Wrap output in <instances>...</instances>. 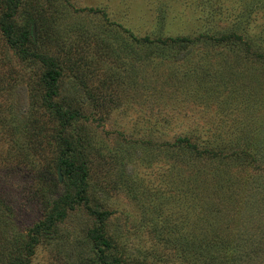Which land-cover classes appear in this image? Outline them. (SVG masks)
Instances as JSON below:
<instances>
[{"label":"rangeland","instance_id":"374dc122","mask_svg":"<svg viewBox=\"0 0 264 264\" xmlns=\"http://www.w3.org/2000/svg\"><path fill=\"white\" fill-rule=\"evenodd\" d=\"M27 3V10L34 16L48 19L47 35L43 36L34 26L33 50L58 60L62 70L59 99L80 109L83 115L76 127L90 144L85 150L90 204L110 212L107 230L117 236L126 256L144 264H203L202 260L184 257L176 240L182 237L178 235L200 234L216 223L228 232L227 245L218 246L216 255L227 249L234 258L230 264H264V208L256 216L253 211L241 210V204L254 210L248 186L231 196L224 195L228 188L222 189L223 194L203 190L202 186L192 187L191 173L184 169H191V162L195 161L191 154L175 157L179 148L174 145L178 137L189 135L203 148H221L225 163L222 168L239 172L238 176L243 172L244 178L246 173L250 176L249 185L256 187L257 183L264 190V170L242 155L235 157L230 147V142L240 141L239 138H264V92L256 89L264 91V78L261 87L256 76L264 72V67L229 54V67L235 68L239 82L242 80L246 86L239 84L240 90L236 85L231 90L217 86L219 98L210 101L212 93L206 88L212 81L204 83L203 75L206 71L208 78L219 79L231 72L223 65L229 48L197 37L207 27L197 18L198 12L182 0ZM163 12L165 27L160 19ZM20 16L16 21L22 25L25 19ZM228 22L219 17L209 24L215 27L209 31L223 30ZM262 22L264 15L257 24ZM183 36L197 37L198 42L189 44L186 51L177 44L168 45V41L165 45L157 42ZM145 37L153 43L141 42ZM106 40L115 41L118 48L126 43L133 45L134 56L142 58L134 71L122 70L110 58ZM159 47L163 48V55L144 59ZM182 67L179 73L170 72ZM44 68L39 62L20 58L0 33V192L8 206L6 224L14 233L27 232L44 213L35 197V175L30 168L41 167L43 161L31 153L29 137L36 131L38 143L45 148V142L58 127L57 121L30 96ZM196 72L199 75L195 79L199 81L193 82L190 75ZM217 122L225 125L217 128ZM203 125L210 128H202ZM241 149L238 147V152ZM8 151L9 159L5 153ZM45 155V159L52 158L49 151ZM215 161L221 159L201 165L210 170ZM213 204L222 209L216 217L200 216L198 205L214 207ZM91 226L85 208L76 207L68 212L52 237L42 239L30 264H91L92 254L85 240ZM195 226L199 228L196 230ZM238 243L242 245L239 248Z\"/></svg>","mask_w":264,"mask_h":264},{"label":"trees","instance_id":"16d2710c","mask_svg":"<svg viewBox=\"0 0 264 264\" xmlns=\"http://www.w3.org/2000/svg\"><path fill=\"white\" fill-rule=\"evenodd\" d=\"M27 2L28 0H0V33L7 45L20 58L39 62L45 67L41 75L37 76L33 93L30 96H33L39 102L43 112L48 113L57 121L58 127L55 134L45 142V148L38 143L39 139L36 131L29 133L33 145L31 153L39 156L43 161L39 168L30 167L35 175V197L39 198L44 212L42 219L29 228L27 232L14 233L13 228L11 230V227L6 224L8 215L5 214H8V206L2 197V192H0V264H30L31 258L34 256L36 248L42 239L52 237L56 233L58 225L67 218L68 212L76 207H84L92 220V226L85 234L89 252L92 254L90 258L91 264H144L131 261L126 256L128 255L126 254L127 251H125L124 246L120 245L117 236L107 230V221L111 216L110 212L90 204V172L88 162L85 159V150L90 147V144L88 138L83 136L76 127L83 115L80 109L73 107L63 99H59L62 70L58 60L53 56L44 55L33 50L36 44L32 35V27L35 26L45 36L47 35L46 29L48 25H46V22L48 19H40V17L34 16L32 12H29L27 10ZM182 3L192 8L193 11L198 12L197 18L199 20L202 19L204 26L207 27L206 32L199 33L198 38H205V40L212 42L216 46L229 48L228 56L223 58V61H225L223 65L229 67L230 61L227 59L229 54H234L237 60L245 57L249 61L264 67V45L262 43L264 42V22L257 24L264 15V0H182ZM18 15L24 17V24L19 25L17 23L16 18ZM56 16L51 19L52 28L55 27L54 19ZM164 16L165 13L163 12V15L160 16L162 27H165L166 18ZM222 16L231 23L228 22L223 30H212L210 32L209 30L211 28L215 29V27L213 28L209 24ZM259 26V31H256ZM197 37L183 36L166 40L158 39L157 42L165 45L168 41V45L170 43L177 44L179 49L186 51L185 48L189 44L198 42ZM108 41L110 40H106V49L110 58L120 64L122 70L126 72L134 71L136 62H141L142 58L134 56L136 53L133 45L126 43L122 48H118V43ZM142 41L153 43L148 37L143 38ZM182 50L181 53L183 52ZM154 54L163 55V48H156L154 53L150 52L144 59H149ZM182 69L183 67L176 68V70L173 69L170 72L175 74ZM228 69H231L229 70L231 72L223 74L219 79L208 78L206 76L208 72L205 71L203 75L204 83L207 80L212 81L209 88L205 87L208 92L212 93L210 101H215L219 98L216 95L217 86L219 88H228L229 90L235 85L239 87V90L241 89L240 86L245 88V83L242 80L239 82L240 76L234 70L235 68L230 66ZM198 75L199 73L196 72L190 75V79H195ZM256 76L260 78L259 85L262 87L261 79L264 78V72ZM197 81L199 79L193 80V82ZM256 89L259 92H264L258 87ZM223 107L225 108L226 106ZM36 121L34 120V122ZM220 123L218 124L217 122L218 125L211 124L209 126L216 125L215 127L221 129V126L225 124ZM209 126L203 125L202 128ZM239 140L230 142L232 143L230 147L233 148L231 153L235 154V157L242 155L248 158L256 168L260 171L264 170V138L258 139L247 136L245 139L239 138ZM174 145L179 148L175 152V157L185 158L189 156L187 154H191V158L195 161V163L191 162V169H184L191 173L189 181L192 187L200 189L202 186L201 189L203 190L223 194L222 189L228 188V193L224 195L231 196V193L237 189L239 192L242 187L247 185L248 190L252 193L250 195V199H252L250 206H253L254 210L241 204L242 212L253 211L254 216H256V213L262 211L264 208V190L257 183L256 187L249 185L248 178L250 176H247L246 173L244 178L243 172L242 176H238L239 172L236 174L228 172L227 167L222 168L225 164L222 157L223 149L217 147L203 148L204 145L199 146L189 135L178 137ZM238 147L242 148L240 152H238ZM45 151H49L52 154L51 159H45ZM5 153L9 159L11 152ZM216 159H221V161H218V163L215 161L216 163L212 164L210 170L207 168L203 169L202 163ZM58 169H60L63 177L62 182L58 180ZM255 174L257 172L250 175L253 176ZM213 205L214 207L212 205H206V207L198 205L201 208L200 216L210 215L216 217V213L221 212L222 209L217 204ZM196 207L197 204L194 205V210ZM194 228L197 230L199 227L195 226ZM225 228H229V226H225ZM171 230H173V227ZM222 231L219 225L214 223L210 228L203 229L200 234L193 232L186 236L178 235L182 237L180 240H176V245H178V249L180 248L184 257L188 259L190 256L196 260H202L203 264L234 263V258L228 254L227 249L218 255L215 254L218 246L227 245L228 232ZM237 246L239 248L242 245L238 243Z\"/></svg>","mask_w":264,"mask_h":264},{"label":"water","instance_id":"95a60500","mask_svg":"<svg viewBox=\"0 0 264 264\" xmlns=\"http://www.w3.org/2000/svg\"><path fill=\"white\" fill-rule=\"evenodd\" d=\"M32 35H33V37H35V28H34V26L32 28ZM57 174H58V180H59V182H62V175H61L60 169H58Z\"/></svg>","mask_w":264,"mask_h":264}]
</instances>
